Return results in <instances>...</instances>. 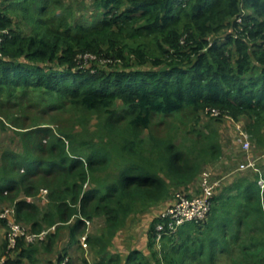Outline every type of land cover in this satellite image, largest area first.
I'll return each instance as SVG.
<instances>
[{"label": "trees", "instance_id": "trees-1", "mask_svg": "<svg viewBox=\"0 0 264 264\" xmlns=\"http://www.w3.org/2000/svg\"><path fill=\"white\" fill-rule=\"evenodd\" d=\"M65 1L0 0V127L22 145L0 141V211L14 210L0 225L10 233L13 219L30 235L45 232L39 243L20 236L14 249L6 232L1 264L52 254L64 230L78 246L99 218L102 229L85 236L91 262L60 254L53 264H264V189L251 168L220 183L203 220L171 233L165 225L155 241L173 194L191 196L223 151L212 124L197 120L182 140L152 128L158 117L216 109L245 119L264 147V0H94L86 6L97 12L79 16ZM16 9L28 31L14 22ZM54 100L85 128L95 116L97 131L35 122L29 109ZM258 168L264 179V162ZM156 209L146 252L112 251L131 217Z\"/></svg>", "mask_w": 264, "mask_h": 264}, {"label": "rangeland", "instance_id": "rangeland-1", "mask_svg": "<svg viewBox=\"0 0 264 264\" xmlns=\"http://www.w3.org/2000/svg\"><path fill=\"white\" fill-rule=\"evenodd\" d=\"M94 0H68L65 1V7L67 5H70L73 9L72 13L76 16H79L81 13H84L88 10L97 12V8L95 9V5H91L90 7H87L86 5L93 3ZM17 11H12L14 13V22L16 25L22 30L28 31L30 28V25H28L27 21L25 20V17L16 9ZM61 8H58L56 11L60 12ZM71 17V15H70ZM54 102L51 105L45 106V105H37V110L34 108V106L29 109L30 114L33 115V119L35 122L40 123L44 126H50L56 129V126L59 128H62L63 126L73 125L75 130L78 131H85V132H96L98 128V119L90 115V117H85L83 120L86 124V128L81 126L80 121L75 115L71 114L68 110V106L64 103L63 100H54ZM209 113V112H208ZM3 120V119H2ZM78 120V121H77ZM198 120V124H212L211 126L213 128H217V131L219 133V140L222 146L223 155L222 157L213 163H206L202 170H201V176L203 172H211V176L213 179L220 180L221 182L228 181L229 177L236 171H233L235 168L240 169V165L244 160H239V153L237 150H245L242 143L239 141V132L244 131L247 133L245 125V119L240 120H231L230 118L226 116H210L206 112H199L198 115L194 114L191 110H186L180 114H177L173 117L169 118H163L158 117L155 119L152 128L154 131L159 132V134L165 136V137H173L177 140H182L183 135L188 132L193 126H197L195 123ZM4 122V120H3ZM85 129V130H82ZM248 140H249V150H251V155L249 157L250 160L254 161V164L256 167L259 166V164L264 162V147H258V145L253 144L252 139L250 137V134H248ZM264 135V134H263ZM0 141L4 148L10 147L11 149H22V145L20 142L19 137L14 132L13 128L8 126L7 128H1L0 127ZM224 168V169H223ZM247 169V168H245ZM250 169V168H248ZM226 170V171H224ZM220 171V172H219ZM200 181L199 177L197 179ZM199 189V185H198ZM200 192V190H199ZM45 194V190H42V197ZM192 194V195H197ZM13 206L11 204H4L3 211H0V218L7 219L8 217H12L13 214ZM151 213H154V215H158V212L152 211ZM102 219H95L93 222H88L86 225V229L83 233L79 234V242L77 245H71L67 236L66 232L64 230L63 234L61 235V238L58 241V245L56 247L55 252L51 253H40L36 255L33 258V261H29L28 259H22L21 264H53L55 263L56 259L62 255V257L65 258V260L69 259L74 261L75 263L81 262L83 259L88 260V262H91L89 257V248L85 243V236L92 233H98L102 227L103 222ZM10 222H14L13 219ZM10 222L8 223V227ZM149 221L145 222V218L142 216V214L135 215L131 221L127 224L126 229L123 231L125 233V237L127 238V245H133L136 246L137 243L140 241L141 234H144L145 225H147ZM12 224V223H11ZM19 224V223H18ZM22 228L25 229L21 224H19ZM49 230H54V228H50ZM3 225H0V244L4 240V237L6 235V232H8ZM45 232H43L42 235L35 236L30 241L34 243H39L41 239L44 238ZM135 236L133 239L134 241L131 242V237ZM9 237V232L7 235V238ZM118 240L120 238L118 237ZM125 241V239H122ZM121 240V241H122ZM130 241V242H129ZM159 245V244H158ZM72 246V247H70ZM14 249L15 245L13 248ZM69 248V249H68ZM135 248V247H133ZM65 249H67L65 251ZM58 251V253H56ZM13 254V256H12ZM12 258H15V254L12 253ZM17 254V253H16ZM0 260L3 259V261L6 259L4 255L0 256ZM2 261V262H3ZM1 262V263H2ZM0 263V264H1ZM63 264V262H61ZM60 263V264H61Z\"/></svg>", "mask_w": 264, "mask_h": 264}, {"label": "built area", "instance_id": "built-area-1", "mask_svg": "<svg viewBox=\"0 0 264 264\" xmlns=\"http://www.w3.org/2000/svg\"><path fill=\"white\" fill-rule=\"evenodd\" d=\"M210 116H220V113L216 109H212L209 112ZM225 116V115H224ZM228 117V116H226ZM230 118V117H228ZM239 141L242 143L245 150L250 148L248 135L244 131L239 132ZM251 168L259 172L260 178L258 184L261 190L264 189V179L261 176L260 169L255 166L253 160H248L240 165V169ZM199 190L197 195L186 196L181 192H176L173 194L172 202L164 210L160 212V217L166 219L162 224H157L155 241L160 242L162 236V230L165 225L167 230L171 233L174 232L179 226L191 222V221H201L203 220L210 208V198L212 197L215 189L220 185V180L213 179L211 172H203L202 176L200 174ZM14 221V220H13ZM12 223V224H11ZM10 233L8 237V246L13 248L16 244L17 239L23 236L26 241H30L35 235H30L26 233L25 229L22 228L18 223L10 222ZM167 231V232H168ZM41 233L40 235H42ZM3 261L0 260V263Z\"/></svg>", "mask_w": 264, "mask_h": 264}, {"label": "crops", "instance_id": "crops-1", "mask_svg": "<svg viewBox=\"0 0 264 264\" xmlns=\"http://www.w3.org/2000/svg\"><path fill=\"white\" fill-rule=\"evenodd\" d=\"M237 152L239 153L238 155H239V160L240 161H241V159L242 160L245 159L243 162H247L248 160H250L249 157L251 155V150H249V149L248 150H242L241 149V150H237ZM241 170L244 171V172L251 171L248 168L247 169H237V168H235L233 171H241ZM224 171H226V170H224ZM198 184H199V180H198L197 184H195V185H193V186H191V187H189L187 189V193H189V194L199 193ZM152 211L157 212V209L156 210H152ZM152 211L147 212L145 214H142V216L145 218V222L149 221V223H150V221L153 220V217L155 215H154V213H151ZM132 218L133 217L130 218V220L128 221V223L131 221ZM149 223H147V225H145V227H144L145 228L144 234H141L140 241L137 243L136 246H134V244L133 245H127L126 244L127 243L126 242L127 241V238L125 237V233L123 232L126 229V227H127V225H126L125 228H123L121 230V232L119 233V235L116 237V241H114V246L112 248V251L113 250L114 251H121L123 254H125V253H127L128 250L133 249V247H135L136 249H140V250H143L144 252H146L145 251V247H146V229H147ZM118 237L120 238V240H118ZM134 237L135 236L132 235L131 242L135 240V239H133ZM122 239H125V241H123Z\"/></svg>", "mask_w": 264, "mask_h": 264}]
</instances>
